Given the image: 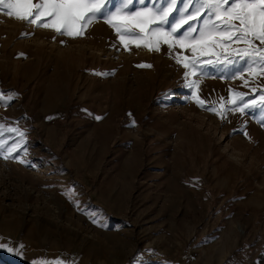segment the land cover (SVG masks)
Masks as SVG:
<instances>
[{"label":"rangeland","instance_id":"obj_1","mask_svg":"<svg viewBox=\"0 0 264 264\" xmlns=\"http://www.w3.org/2000/svg\"><path fill=\"white\" fill-rule=\"evenodd\" d=\"M116 40L103 20L71 38L0 12V87L20 94L0 118L29 141L0 154V236L26 247L0 264H264V124L217 114L232 91L261 102L259 66L189 89L166 46Z\"/></svg>","mask_w":264,"mask_h":264},{"label":"snow or ice","instance_id":"obj_2","mask_svg":"<svg viewBox=\"0 0 264 264\" xmlns=\"http://www.w3.org/2000/svg\"><path fill=\"white\" fill-rule=\"evenodd\" d=\"M0 12L29 26L71 38L84 37L95 22L103 20L117 35L111 47L120 44L130 50V45H135L137 49L143 46L159 52L162 45L166 46L168 55L185 69L183 79L189 89L199 88V77L204 74L232 79L259 66L260 71H249V75L264 76V0H0ZM22 35H34V32ZM184 51L190 55H185ZM137 66L151 67L146 63ZM112 74L114 70L105 73ZM244 83L247 85L248 82L245 80ZM252 91L256 92V89ZM19 95L14 89L0 87V106H10ZM246 96L244 92L232 91L230 106L224 108L221 105L222 111L217 114L226 122L229 115L237 112L242 117L258 114L260 123L264 124V92L259 104L255 98L246 99ZM196 102L210 111H217L215 105L206 104L199 96ZM11 123L0 118V137L12 134L10 144L7 139H0V154H11L4 155L5 159L28 152L27 129L21 130L19 121L15 122L16 127H6ZM21 162L30 166L32 163ZM93 220L97 222L95 218ZM99 223L106 226L103 221ZM12 243L10 239L5 242L0 236V250L22 257L20 249L24 245L17 243L13 248ZM29 264H65V261L42 256ZM138 264L146 262L140 260Z\"/></svg>","mask_w":264,"mask_h":264},{"label":"bare ground","instance_id":"obj_3","mask_svg":"<svg viewBox=\"0 0 264 264\" xmlns=\"http://www.w3.org/2000/svg\"><path fill=\"white\" fill-rule=\"evenodd\" d=\"M126 55H127V54H126ZM13 71H14V74H16V72L18 71V69L15 68V70H13ZM25 248H26V247H24V250H26Z\"/></svg>","mask_w":264,"mask_h":264},{"label":"crops","instance_id":"obj_4","mask_svg":"<svg viewBox=\"0 0 264 264\" xmlns=\"http://www.w3.org/2000/svg\"><path fill=\"white\" fill-rule=\"evenodd\" d=\"M15 53V52H14ZM17 67V66H16ZM62 81H64L65 80V78L64 79H61Z\"/></svg>","mask_w":264,"mask_h":264}]
</instances>
